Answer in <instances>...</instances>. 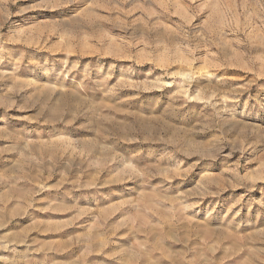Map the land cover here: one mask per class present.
I'll list each match as a JSON object with an SVG mask.
<instances>
[{
  "label": "rangeland",
  "instance_id": "rangeland-1",
  "mask_svg": "<svg viewBox=\"0 0 264 264\" xmlns=\"http://www.w3.org/2000/svg\"><path fill=\"white\" fill-rule=\"evenodd\" d=\"M0 264H264V0H0Z\"/></svg>",
  "mask_w": 264,
  "mask_h": 264
}]
</instances>
